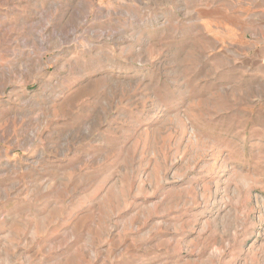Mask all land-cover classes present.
Returning <instances> with one entry per match:
<instances>
[{
    "label": "rangeland",
    "instance_id": "obj_1",
    "mask_svg": "<svg viewBox=\"0 0 264 264\" xmlns=\"http://www.w3.org/2000/svg\"><path fill=\"white\" fill-rule=\"evenodd\" d=\"M0 264H264V0H0Z\"/></svg>",
    "mask_w": 264,
    "mask_h": 264
}]
</instances>
